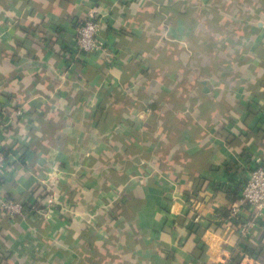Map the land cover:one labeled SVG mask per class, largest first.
<instances>
[{"label":"crops","instance_id":"obj_1","mask_svg":"<svg viewBox=\"0 0 264 264\" xmlns=\"http://www.w3.org/2000/svg\"><path fill=\"white\" fill-rule=\"evenodd\" d=\"M0 146V264H264V0H0Z\"/></svg>","mask_w":264,"mask_h":264},{"label":"built area","instance_id":"obj_2","mask_svg":"<svg viewBox=\"0 0 264 264\" xmlns=\"http://www.w3.org/2000/svg\"><path fill=\"white\" fill-rule=\"evenodd\" d=\"M101 28V20L95 14H90L88 18L78 23L74 58L90 54H99L107 59L113 58L114 48L100 36ZM13 162L14 157L0 146V177L4 176ZM32 203L28 205L21 201L6 200L2 204V210L14 218L33 209L36 203ZM237 203L230 209L231 216H239L243 204H248L252 212L248 218H241L237 226L240 234L245 238L249 236L251 228L264 217V159L258 158L249 169L247 178L239 192ZM200 216V213L197 214L195 220H199Z\"/></svg>","mask_w":264,"mask_h":264},{"label":"trees","instance_id":"obj_3","mask_svg":"<svg viewBox=\"0 0 264 264\" xmlns=\"http://www.w3.org/2000/svg\"><path fill=\"white\" fill-rule=\"evenodd\" d=\"M239 192H240V191H236L237 196H239ZM238 260H240V258H239ZM240 261H241V260H240ZM240 261H239V263H240Z\"/></svg>","mask_w":264,"mask_h":264}]
</instances>
